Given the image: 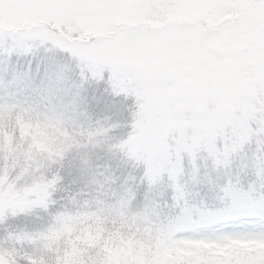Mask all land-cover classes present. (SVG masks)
Returning <instances> with one entry per match:
<instances>
[{
	"label": "snow or ice",
	"instance_id": "snow-or-ice-1",
	"mask_svg": "<svg viewBox=\"0 0 264 264\" xmlns=\"http://www.w3.org/2000/svg\"><path fill=\"white\" fill-rule=\"evenodd\" d=\"M159 3L187 19L90 37L81 47L113 57L98 73L78 67L69 77L63 66L77 62L75 51L0 33V105L43 110L59 121L73 110L88 119L83 104L102 103L116 119L90 122L85 134L90 142L113 137L107 143L127 166L112 179L132 185L130 212L155 221L171 240L264 239V0H19L18 6L108 14ZM20 57L29 58L27 69L17 66ZM33 60L44 76L33 78ZM189 182L206 184L207 197L191 201ZM138 186L149 193L166 186L171 199L145 196L140 204Z\"/></svg>",
	"mask_w": 264,
	"mask_h": 264
},
{
	"label": "rangeland",
	"instance_id": "rangeland-1",
	"mask_svg": "<svg viewBox=\"0 0 264 264\" xmlns=\"http://www.w3.org/2000/svg\"><path fill=\"white\" fill-rule=\"evenodd\" d=\"M19 0H0V33L24 34L29 41L45 42L75 51L77 62H65L69 77L75 68L98 73L113 57L98 47H81L90 37L103 39L116 27L148 25L153 28L187 19L180 9L159 3L131 11L87 14L79 10L56 13L18 6ZM29 58L20 57L17 66L27 69ZM2 73V68H0ZM46 74L43 65L32 62L33 78ZM119 92L128 86L117 81ZM119 92L117 94H119ZM87 96L88 94L85 93ZM60 107L59 102L56 105ZM88 119L73 110L62 120H55L43 110L19 111L13 106L0 107V264H18L22 246L39 245L53 255L50 264H208L185 262L159 250L155 221L128 210L127 193L131 184L117 186L127 162L107 143L113 137H99L90 142L85 134L89 123L114 121L115 113L106 112L103 104L84 103ZM114 127L112 123H106ZM83 129V131H82ZM98 153L101 155L96 156ZM69 157L70 168L59 176L57 166ZM115 161L113 164L111 158ZM234 166L233 171H235ZM67 177L75 180L81 197H70L67 204L56 208V192ZM109 180L112 182L110 183ZM68 181V180H67ZM139 202L145 196L157 202L171 199L172 190L165 187L151 193L139 187ZM204 183L189 182L187 197L195 202L207 197ZM126 209L128 218L122 231L111 233L96 227V220L111 210ZM97 228V229H96ZM107 234H105V232ZM106 235V236H104ZM249 256H236L215 264H255Z\"/></svg>",
	"mask_w": 264,
	"mask_h": 264
},
{
	"label": "trees",
	"instance_id": "trees-1",
	"mask_svg": "<svg viewBox=\"0 0 264 264\" xmlns=\"http://www.w3.org/2000/svg\"><path fill=\"white\" fill-rule=\"evenodd\" d=\"M0 107H3L0 105ZM98 153L96 156L101 155ZM111 158V157H110ZM112 163L115 161L111 158ZM69 157L57 166L59 176H65L64 173L70 168ZM68 180V181H67ZM61 191L56 192L57 203L54 204L56 208L67 204L70 197H81L80 188L76 186L75 180L67 177L64 182L59 185ZM128 212L126 209H116L107 212L96 220V227L99 226L103 230H108L111 233L122 231L123 226H126ZM238 226L239 225V222ZM131 222L126 226L129 228ZM97 229V228H96ZM108 231L105 232L107 234ZM109 233V232H108ZM106 236V235H104ZM159 250L165 252L172 257H179L182 261L189 262H202L208 264H215L222 262L236 256H249L255 259V264H264V239L254 237H239L230 238L225 243H215L204 240H171L166 236L163 229L158 234ZM20 259L25 261V264H50L53 262V255L43 249L39 245H26L18 250Z\"/></svg>",
	"mask_w": 264,
	"mask_h": 264
}]
</instances>
